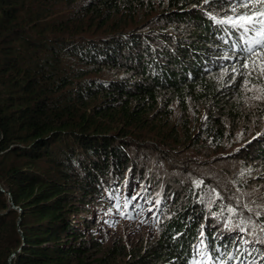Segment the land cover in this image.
<instances>
[{
	"label": "trees",
	"instance_id": "trees-1",
	"mask_svg": "<svg viewBox=\"0 0 264 264\" xmlns=\"http://www.w3.org/2000/svg\"><path fill=\"white\" fill-rule=\"evenodd\" d=\"M242 4L0 0V264H109L92 212L130 181L165 213L120 264H264V205L245 231L235 190L199 187L181 163L240 118L230 69L256 32L228 23ZM256 134L227 159L264 184Z\"/></svg>",
	"mask_w": 264,
	"mask_h": 264
},
{
	"label": "rangeland",
	"instance_id": "rangeland-1",
	"mask_svg": "<svg viewBox=\"0 0 264 264\" xmlns=\"http://www.w3.org/2000/svg\"><path fill=\"white\" fill-rule=\"evenodd\" d=\"M240 6L239 11L229 17L230 20H236L245 13L251 15L252 12L264 10V4L256 3L255 0H252L248 8L243 4ZM248 27L256 29L255 34H251L249 38L247 48V52L249 48L252 52L248 53L247 59L240 60L230 69L236 80H241L242 88L228 104L234 103V106L240 108V118L235 120L234 125L229 120L228 128L233 131L219 146H212L209 150L201 145L198 151L189 150L192 153L181 156V163L185 168L195 172L193 176L199 187H215L216 192H219L225 183L228 192L232 194L235 190V197L231 201H228L231 197L227 196V205L245 231L255 226L258 208L264 205V184L256 175L261 169L256 166L251 172L247 171L240 161H229L227 151L236 148L239 142L257 139L260 135L256 133L264 130V72L261 71L264 67V55H257L264 53V26L257 24ZM221 157L225 159L215 162ZM259 162L261 159L252 164ZM159 168L167 171L164 166ZM139 188L141 186L137 182L130 181L127 188L124 186L119 190L116 201H112L113 205L107 200L106 205L96 206L92 212L99 224L100 230L96 232L103 242V252L108 253L109 264H120L130 249L138 250L151 245L159 235V221L165 213L163 206L157 207L158 197L157 200L149 199L145 194V198ZM249 191L252 193L250 198L253 202L249 199L251 204L247 203L246 197L250 194ZM237 198L243 199L247 204L243 206L246 207L236 204L235 201L240 202Z\"/></svg>",
	"mask_w": 264,
	"mask_h": 264
},
{
	"label": "snow or ice",
	"instance_id": "snow-or-ice-1",
	"mask_svg": "<svg viewBox=\"0 0 264 264\" xmlns=\"http://www.w3.org/2000/svg\"><path fill=\"white\" fill-rule=\"evenodd\" d=\"M207 2V0H205ZM256 3L264 4V0H255ZM242 3L245 8H248L252 3V0H242ZM228 23L233 24V26H238L243 28L245 31L249 30L248 26H255L257 24L264 26V10L252 12L251 15L245 13L240 15L236 20H229ZM257 43H260L257 41ZM249 52H252V49H248ZM257 55H264V53H259ZM261 71L264 72V67L261 68Z\"/></svg>",
	"mask_w": 264,
	"mask_h": 264
},
{
	"label": "bare ground",
	"instance_id": "bare-ground-1",
	"mask_svg": "<svg viewBox=\"0 0 264 264\" xmlns=\"http://www.w3.org/2000/svg\"><path fill=\"white\" fill-rule=\"evenodd\" d=\"M113 1H114V0H113ZM107 2H108V1H107ZM107 2H106V3H107ZM193 202H194V201H193ZM54 249H55V248H54Z\"/></svg>",
	"mask_w": 264,
	"mask_h": 264
},
{
	"label": "water",
	"instance_id": "water-1",
	"mask_svg": "<svg viewBox=\"0 0 264 264\" xmlns=\"http://www.w3.org/2000/svg\"><path fill=\"white\" fill-rule=\"evenodd\" d=\"M2 188V187H1ZM3 189V188H2Z\"/></svg>",
	"mask_w": 264,
	"mask_h": 264
}]
</instances>
